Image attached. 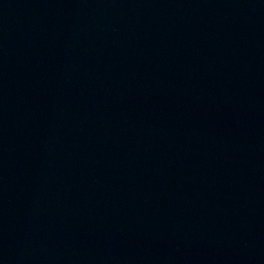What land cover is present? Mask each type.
<instances>
[{
    "label": "water",
    "instance_id": "1",
    "mask_svg": "<svg viewBox=\"0 0 264 264\" xmlns=\"http://www.w3.org/2000/svg\"><path fill=\"white\" fill-rule=\"evenodd\" d=\"M0 264H264V0H0Z\"/></svg>",
    "mask_w": 264,
    "mask_h": 264
}]
</instances>
